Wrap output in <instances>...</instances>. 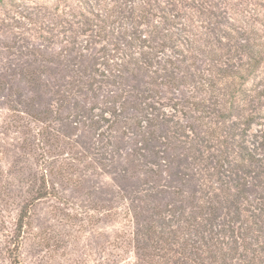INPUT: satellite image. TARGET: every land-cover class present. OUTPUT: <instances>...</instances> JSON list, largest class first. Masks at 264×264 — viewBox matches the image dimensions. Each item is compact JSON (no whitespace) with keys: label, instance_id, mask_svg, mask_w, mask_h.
<instances>
[{"label":"rangeland","instance_id":"374dc122","mask_svg":"<svg viewBox=\"0 0 264 264\" xmlns=\"http://www.w3.org/2000/svg\"><path fill=\"white\" fill-rule=\"evenodd\" d=\"M85 1L116 0H0V264H139L189 224L264 243V0H174L189 45L127 67L130 21L91 32Z\"/></svg>","mask_w":264,"mask_h":264},{"label":"trees","instance_id":"16d2710c","mask_svg":"<svg viewBox=\"0 0 264 264\" xmlns=\"http://www.w3.org/2000/svg\"><path fill=\"white\" fill-rule=\"evenodd\" d=\"M184 1L185 0H177V3L182 6V9L186 8L182 5ZM175 2L174 0H116L111 7L105 6L104 3V6L99 9V12L97 10L94 12L91 6H89V1H85L87 7L84 8H89L88 13L92 17L89 18L83 14V25L88 27V30L91 32H94L95 28H97V34H101V31L105 32L107 30L108 24L111 25L114 23V18H126L130 21L128 24L129 28L125 29L122 27L123 34L120 33L121 37L113 38L108 28L109 35L107 39L115 41H118V39L123 41L128 39L127 44L123 43L126 50L115 45V50L121 51L123 54V57L120 58L121 64H115V66L127 67L132 65V50L140 51L138 55L141 57L138 59L148 64V61L152 62L157 53L162 52L160 51L161 49L168 48L170 50H176L178 44L184 46L185 43H187L189 45L191 41L189 36H194L191 31L192 25L190 24L193 21V17L191 14H185V17H183L182 14L176 13L179 10L176 9ZM137 25L138 27L136 28ZM144 26L147 28L146 31L141 30ZM127 31H129V33ZM234 31L237 32V30ZM244 32L247 33L246 31ZM245 42L247 44L244 46V53L249 59L256 63V67L259 66L261 64L260 53L261 50L264 49V45L261 43L256 44L255 42L250 43L248 39H245ZM256 49L259 50L256 51ZM110 61L114 63L113 58H111ZM107 66H110L109 63ZM246 71L247 70L242 69L240 72L235 71L236 74L231 73L230 77L236 78L238 75L243 76V72ZM23 219L24 217L22 220ZM205 221L208 227H214V222L212 220L208 219ZM20 223V228H22V221H20ZM189 225L192 226L191 231H193L194 236L199 238V240L195 241L184 236L179 237V232L175 231L166 233L167 238L160 237V233L156 234L155 231L150 230L148 232V238L150 240L156 237L164 243L177 246V248H169L160 256L146 253L142 251V248H139V250L142 251L141 257H138L139 264H142V262L153 264L155 260H157L158 264H229V258L230 260H239L238 264H264V243L260 242L257 238L253 242H248L246 239V232H244L240 239L242 242V253H239L237 252V241L232 239V247L219 240H217V243L210 244V242L205 240V235H207L204 233L206 231L205 226L203 228V226L199 224ZM209 231L213 233L212 229H209ZM256 231L259 232V234L262 233L259 224ZM211 235L209 236L210 241L213 239ZM220 235L228 236L224 232H220ZM229 236L232 238V235ZM225 247L228 251H226ZM158 250L163 249L160 247ZM200 252L206 253L207 255L203 256Z\"/></svg>","mask_w":264,"mask_h":264}]
</instances>
